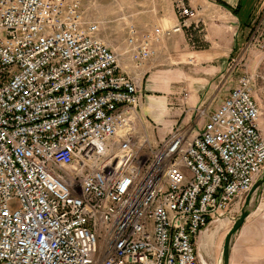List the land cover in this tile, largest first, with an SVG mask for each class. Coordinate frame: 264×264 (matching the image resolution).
I'll return each mask as SVG.
<instances>
[{"label":"built area","instance_id":"1","mask_svg":"<svg viewBox=\"0 0 264 264\" xmlns=\"http://www.w3.org/2000/svg\"><path fill=\"white\" fill-rule=\"evenodd\" d=\"M81 8L0 0V264H202L203 234L233 225L264 171L252 78L154 143L121 57L141 70L196 12L178 0L174 26H128L118 54Z\"/></svg>","mask_w":264,"mask_h":264},{"label":"crops","instance_id":"2","mask_svg":"<svg viewBox=\"0 0 264 264\" xmlns=\"http://www.w3.org/2000/svg\"><path fill=\"white\" fill-rule=\"evenodd\" d=\"M114 1L126 2L124 13L114 11ZM177 1L99 0L100 5H107L106 26L102 27L99 36L121 54L124 46L122 49L114 48L111 40L115 30L113 16H119L118 21H125L127 26L135 27L143 35L154 27L168 29L174 26L177 23ZM184 1L196 12L197 18L191 22L190 28L172 35L158 48V53L174 64V68L162 72L156 79L162 88L160 92L166 97L175 91L178 93L177 90L181 94L187 92L180 114L194 107H202L211 113L237 86L241 76H251L253 99L261 113L260 131L264 137V51L258 47V38H264V0ZM235 55L239 59V76L234 80L230 61ZM121 60L124 71L131 76L138 75L141 80L149 62L141 70H136L126 57H121ZM172 86L175 91L171 90ZM147 92L152 94L159 89L156 91L150 86ZM142 98L143 104L134 123L136 130L145 132L154 143L163 141L173 126L171 114L174 113L168 109L166 98L153 99L145 94ZM184 122L188 123V120ZM153 124L157 127L154 128ZM230 228L226 222L221 230L224 238ZM229 264H264V193L232 239Z\"/></svg>","mask_w":264,"mask_h":264},{"label":"rangeland","instance_id":"3","mask_svg":"<svg viewBox=\"0 0 264 264\" xmlns=\"http://www.w3.org/2000/svg\"><path fill=\"white\" fill-rule=\"evenodd\" d=\"M80 5H81V9L84 12V15L89 18L92 19L94 21H99L102 22L103 26H106V22L104 17L107 15L106 14V9H107V5L106 4H99V0H78ZM113 6H114V11H116V13L118 12H125V8H126V2H117L114 1L113 2ZM114 20H113V26L115 28L114 32L112 33L111 36V40L113 43V47L117 48V49H122L124 46V40L126 37V32H127V23L123 20H119L118 21V17L119 16H113ZM119 24V25H118ZM116 25L117 28H116ZM157 28V27H154ZM153 28V29H154ZM161 28V27H160ZM168 40L165 39L162 42H160L159 44H157L155 46L156 50H158V48L162 45V43L164 41ZM233 58V60H232ZM238 56L235 55L233 57H231V75H234V80L237 79L238 75V61L239 59H237ZM174 64L169 60L166 59V57L164 55H160L157 51L156 56L154 58H152L149 61V64L147 66V68L145 69L146 73L143 74V76L141 77V97H143V94H145V96H150L153 99H160V98H166V102L168 103V109H170V111L172 113H174L173 115L171 114V119H173V126L172 128H170V132L172 131V129L176 128V127H185L188 123H190L191 119L192 121L194 120V123H191V127H193V129L196 131L198 130V128H200V125L202 124V122L204 121L202 118H197L198 119L197 123L195 122V114H187L186 112L188 110H185V112H183L182 114H180V109L183 108V101H185L184 98V94L187 93L185 91L182 92V94L180 93V90H177L178 93L175 91V89L172 86L173 91H175V93L170 94L169 97H166L161 91V85H159L156 82V79L159 77V74H161L162 72H166V70H171ZM155 82L154 84H151ZM232 83V82H231ZM235 84V83H234ZM231 84V85H234ZM150 86L153 87V89H155L156 91L159 92H153L152 94L148 93L147 90H150ZM143 104V98H142V102L141 105ZM192 114V115H191ZM190 117V119H189ZM188 120V123H185L184 121ZM154 128H156L157 126L155 124H153ZM169 135V134H168ZM162 141H158V143H161ZM264 193V188L261 191L260 194V198L262 196V194ZM260 198H259V202H260ZM258 203V202H257ZM222 222L220 223V230L219 232L214 236V238L211 240V242H209L207 244L206 247L204 248H200L199 247V255L202 257V264H220V257H221V250H222V246H223V241H224V234L222 233V228L225 226L226 222H223L224 220H221ZM220 222V221H218ZM217 222V223H218ZM217 223L214 225L213 228H216ZM221 231V232H220ZM209 233V232H208Z\"/></svg>","mask_w":264,"mask_h":264},{"label":"water","instance_id":"4","mask_svg":"<svg viewBox=\"0 0 264 264\" xmlns=\"http://www.w3.org/2000/svg\"><path fill=\"white\" fill-rule=\"evenodd\" d=\"M263 187H264V171L262 175L258 178L256 183L254 184V186L252 187L251 191L246 196L239 215L235 219L233 225L231 226L230 230L228 231V233L224 238L223 246L221 250L220 264H229V253H230V246L232 239L240 230L245 220L250 216V214L255 209Z\"/></svg>","mask_w":264,"mask_h":264},{"label":"bare ground","instance_id":"5","mask_svg":"<svg viewBox=\"0 0 264 264\" xmlns=\"http://www.w3.org/2000/svg\"><path fill=\"white\" fill-rule=\"evenodd\" d=\"M222 221L220 220V222H216L217 223V226H216V228H214L211 232H209V233H204L203 234V236H202V238H201V240H200V248L202 249V248H204V247H206L207 246V244L209 243V242H211V240L214 238V236L219 232V230H220V223H221ZM223 222H226V221H223ZM215 223V224H216Z\"/></svg>","mask_w":264,"mask_h":264}]
</instances>
